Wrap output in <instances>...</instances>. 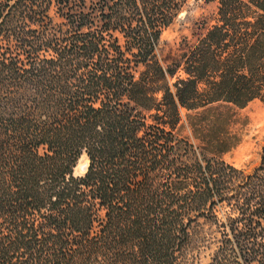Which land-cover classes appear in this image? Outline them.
<instances>
[{
	"label": "trees",
	"instance_id": "16d2710c",
	"mask_svg": "<svg viewBox=\"0 0 264 264\" xmlns=\"http://www.w3.org/2000/svg\"><path fill=\"white\" fill-rule=\"evenodd\" d=\"M187 1L0 0V264H179L201 219L210 264H264V146L248 171L177 132L182 108L264 98V0H207L166 68Z\"/></svg>",
	"mask_w": 264,
	"mask_h": 264
},
{
	"label": "rangeland",
	"instance_id": "374dc122",
	"mask_svg": "<svg viewBox=\"0 0 264 264\" xmlns=\"http://www.w3.org/2000/svg\"><path fill=\"white\" fill-rule=\"evenodd\" d=\"M217 11V2L188 0L173 23L162 32L157 50L159 62L166 68L180 62L215 23ZM143 70L141 66L139 72ZM185 77L181 67L169 80L174 84ZM162 95L157 93V99L160 100ZM177 132L199 146L203 153L236 168L253 171L261 164L264 146V98L253 100L244 107L221 101L198 109L182 108ZM87 165L88 158L83 155L75 175L83 176ZM225 211L226 208L219 209L220 216ZM219 237L211 222L199 220L191 229L190 243L180 255L179 264H210Z\"/></svg>",
	"mask_w": 264,
	"mask_h": 264
},
{
	"label": "bare ground",
	"instance_id": "6f19581e",
	"mask_svg": "<svg viewBox=\"0 0 264 264\" xmlns=\"http://www.w3.org/2000/svg\"><path fill=\"white\" fill-rule=\"evenodd\" d=\"M87 166H88V165H87ZM87 166H86V167H87Z\"/></svg>",
	"mask_w": 264,
	"mask_h": 264
}]
</instances>
